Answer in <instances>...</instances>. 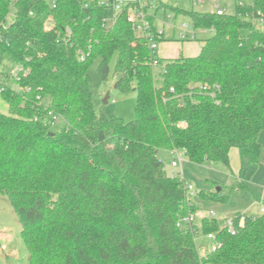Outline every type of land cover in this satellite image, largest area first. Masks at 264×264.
<instances>
[{
	"label": "trees",
	"instance_id": "trees-1",
	"mask_svg": "<svg viewBox=\"0 0 264 264\" xmlns=\"http://www.w3.org/2000/svg\"><path fill=\"white\" fill-rule=\"evenodd\" d=\"M55 1L0 0V22L9 19L1 51L22 67L19 88L1 91L9 112L0 111V195L21 221L26 264H264V212L234 215L235 234L203 217L201 233L221 245L200 255L196 235L179 224L198 209L188 180L159 157L180 151L191 163L229 168L236 148L260 165L264 30L241 15L264 20V0L225 15L167 6L196 28H214L198 55L175 58L152 53L126 12L108 23L97 2ZM50 18L54 29L45 28ZM113 54L115 87L137 92L129 121L95 107L90 67L98 60L106 80ZM214 188L198 195L227 202L243 189Z\"/></svg>",
	"mask_w": 264,
	"mask_h": 264
},
{
	"label": "rangeland",
	"instance_id": "rangeland-1",
	"mask_svg": "<svg viewBox=\"0 0 264 264\" xmlns=\"http://www.w3.org/2000/svg\"><path fill=\"white\" fill-rule=\"evenodd\" d=\"M173 6L177 5L179 8L183 10H199L203 12H213L214 7L211 1L206 0L205 3H195L194 0H169ZM215 2H219L220 0H214ZM221 2L227 4V12H234V1L233 0H221ZM169 10L172 11V8L169 7ZM111 11H109V14ZM159 19L163 17V11L160 10L157 16ZM183 20L190 21V18L187 15L180 14L174 20V22L178 25ZM158 23V22H157ZM158 26H161L158 23ZM166 36L165 39H162L158 43V52H160L163 56L173 57L176 55L175 48H180L182 44H188L193 46L197 45L199 42L197 40H181L177 36H172V28L169 25H166ZM211 34H203L204 38L209 37ZM118 55L113 54L110 60V72L108 78L106 80H102L98 73L97 67L99 61L96 60L90 67V74L93 78V94H94V102L95 107L99 113H103L106 116L117 115L125 120L129 121L135 118V106L137 99V92L135 90L129 93H122L115 87L116 75H115V66ZM16 63L11 58V56L7 53H4L2 56V60L0 62V86L8 85L11 87L19 88L17 82L12 76V70L15 67ZM163 69V65L156 64L154 66L155 73H160ZM109 94L108 102H104L105 96ZM114 100V101H113ZM0 111L9 112L8 104L3 99L0 92ZM61 123H58L54 126V129H58ZM159 157L165 161V167L170 172L171 165L170 161L173 158V154L167 150H161L159 152ZM222 168H226V165L221 162L215 163H205L203 165L194 164L187 160L185 156V162L183 163V171L186 176L190 178L192 184L195 186L197 191L202 188V184L205 183L206 178H212L210 175H218L221 176L224 172ZM180 167L178 168V170ZM227 169H229L227 167ZM211 184V182H209ZM212 187V186H211ZM215 189V188H213ZM195 197V196H194ZM206 203L209 201H205ZM208 208L203 207L202 202L198 204L197 213H200L199 216L202 215H210L211 208L216 207L210 201L207 203ZM217 217L221 218L224 215V212L221 210H216ZM226 219V218H225ZM225 219L223 221L225 222ZM22 224L21 221L16 214L13 206L9 202V200L0 195V230L3 233L0 235V264H26L29 261V251L24 242L22 233ZM196 243L200 252L206 251L210 242L203 236L202 233L198 234L196 239ZM204 243V245H203Z\"/></svg>",
	"mask_w": 264,
	"mask_h": 264
},
{
	"label": "built area",
	"instance_id": "built-area-1",
	"mask_svg": "<svg viewBox=\"0 0 264 264\" xmlns=\"http://www.w3.org/2000/svg\"><path fill=\"white\" fill-rule=\"evenodd\" d=\"M53 7L56 6L55 0H49ZM211 1L214 7V10L218 15L227 14V7L223 6L219 2ZM234 6L246 7L253 4L254 0H233ZM93 2H97L99 5L105 6L109 11H111V16L104 19L105 22H111L114 19V16L120 12H126L127 20L131 23L133 29L138 34H142L148 38L149 48L152 53L158 55V43L160 40L165 39L166 36V25H169L172 28V36H177L181 40H197L199 39L200 34H207L214 32V28H196L194 22L190 19V21L183 20L180 24H176L174 20L178 17L176 12L170 11L169 8L163 5L161 0H81V3L84 7H90ZM206 0H197L195 3H205ZM160 10L163 11L162 19H159L158 13ZM32 14V12H31ZM260 14V12H258ZM243 18L249 20L254 26H256L260 30H264V20L259 17H255L249 13L241 15ZM9 19L0 22V62L2 60L3 53L1 51V43L8 40L5 32L8 31L9 28ZM161 26H158V23ZM46 29H54L53 19L50 18L45 23ZM63 39L68 41L72 36V30L70 27H67L63 32ZM159 61L155 59L153 64H158ZM22 71V67L19 64H16L12 70V76L15 80L19 79L20 73ZM4 89V85L0 86V92ZM114 101V100H113ZM53 120L52 124L55 126L60 123L61 118L59 115H51ZM185 161V157L182 152L177 151L173 154V158L170 161L171 165V174L177 173L178 168L182 167L183 162ZM181 172V171H180ZM188 194L193 197L196 194V189L194 185L190 182L186 183ZM264 212V204L261 209V213ZM216 212L212 210L210 212V217H215ZM180 225L186 224L189 230L196 235V239L198 234L201 233L202 220H200L196 214H189L184 218H181L179 221ZM225 224L227 225L228 231L231 234L236 233V226L234 224V218L228 217L225 219ZM204 237L210 242L206 251L200 252L201 256H205L209 252H214L220 247V241L217 239V236L213 232H209L207 234H203ZM199 250V249H198ZM205 264V263H200Z\"/></svg>",
	"mask_w": 264,
	"mask_h": 264
},
{
	"label": "crops",
	"instance_id": "crops-1",
	"mask_svg": "<svg viewBox=\"0 0 264 264\" xmlns=\"http://www.w3.org/2000/svg\"><path fill=\"white\" fill-rule=\"evenodd\" d=\"M163 5L165 6H173L172 3H170L169 0H161ZM197 2V0H194V4ZM223 6L227 7L226 3L219 1ZM175 7H178L175 5ZM173 34V32H172ZM203 34L199 35V39L197 41L199 44L197 45H186L182 44L180 48H175L176 55L173 57L170 56H163L160 52H158V55L163 58H175V57H192L199 54L204 42L201 39H204ZM259 140L261 144L263 145V150L260 155V165L256 168L251 164V160L249 156H242L238 149L232 148L230 151V167L229 169L222 168L223 174L221 176L218 175H210L212 178H206L205 183H203L201 186L202 188L200 190H211L215 186L218 187V190H222L224 193H227L229 190V187L235 183L242 184L243 189H234L230 193L229 200L227 202H216L211 201L214 206L212 207L211 211L214 210H221L224 212L223 217L219 218L217 217V212L215 217L219 220H223L228 217H233L236 214L244 213L247 215H259L261 214V209L264 204V130L261 131L259 135ZM185 162V161H184ZM183 162V163H184ZM181 171L182 176L188 180V182L192 183L189 176L187 177L186 174L183 171V164L182 167L179 169ZM211 182V184H209ZM212 186V187H211ZM195 187V186H194ZM196 189V188H195ZM198 191L196 189V194L193 196V200L198 205L199 202H202V206L205 208H208L206 200H203L198 195ZM199 208V207H198ZM198 210V209H197ZM197 217L201 220L203 217L207 215L199 216L200 213L196 212ZM243 220H241V223ZM2 230H0L1 235ZM204 236V235H203ZM204 245V243H203Z\"/></svg>",
	"mask_w": 264,
	"mask_h": 264
},
{
	"label": "water",
	"instance_id": "water-1",
	"mask_svg": "<svg viewBox=\"0 0 264 264\" xmlns=\"http://www.w3.org/2000/svg\"><path fill=\"white\" fill-rule=\"evenodd\" d=\"M108 99H109V94H107L104 98V102H108ZM30 258V257H29Z\"/></svg>",
	"mask_w": 264,
	"mask_h": 264
}]
</instances>
